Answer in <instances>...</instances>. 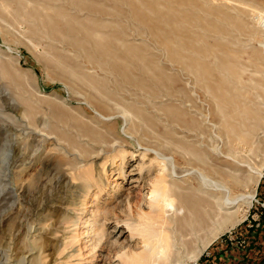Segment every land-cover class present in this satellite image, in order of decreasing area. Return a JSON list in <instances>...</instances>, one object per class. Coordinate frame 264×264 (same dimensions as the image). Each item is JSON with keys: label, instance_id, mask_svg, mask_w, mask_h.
Segmentation results:
<instances>
[{"label": "rangeland", "instance_id": "374dc122", "mask_svg": "<svg viewBox=\"0 0 264 264\" xmlns=\"http://www.w3.org/2000/svg\"><path fill=\"white\" fill-rule=\"evenodd\" d=\"M185 148L262 176L239 223L163 264L259 233L264 257V0H0V264H131L177 226L150 214L162 157L196 198L223 181Z\"/></svg>", "mask_w": 264, "mask_h": 264}, {"label": "bare ground", "instance_id": "6f19581e", "mask_svg": "<svg viewBox=\"0 0 264 264\" xmlns=\"http://www.w3.org/2000/svg\"><path fill=\"white\" fill-rule=\"evenodd\" d=\"M148 150L149 149H147V151ZM180 152L184 156L185 163L197 165L199 169L198 175H200L199 177L202 181H208V177L205 174V170L207 169L211 170L213 174L223 175L221 177L223 181L222 183L215 182V184H213L215 188L213 189L214 193H212V200L205 201L202 198H196L191 192L185 191L186 188L181 186V184L179 185L176 183V187H172L174 183L170 181L174 178H182L184 175L181 177L178 175L175 158L162 157L169 168L167 170L168 172L159 180L158 184L160 189L157 195L155 194L156 196L153 195V198L156 197V201L152 206L150 214L157 213V216L160 217V213H166L168 208L174 209L173 217H175L174 222L177 226L172 232L169 230V232L163 231L158 237V241L154 244L152 243V247H150V240H146L147 243L145 247L149 249L143 250L144 252L135 253L134 256H132L131 264L165 263L166 260L172 257V252L178 245L186 249L193 243L194 237L197 239L205 238L206 240L210 235L214 236L219 231H222L223 228L239 223L240 217L238 212L236 211L235 213V211L231 210L236 206L240 208L249 205L251 200L255 197L248 189L256 177L260 178L262 176L260 171L250 169L252 175H246L242 178L232 172L224 173L218 170L217 167H213L211 164L209 165L208 161L200 154H193L195 149L191 150V148H185L184 151L182 150ZM167 176L168 179L170 177L171 180L168 181ZM183 182L184 184L187 183L184 179L182 183ZM138 207V203H136L135 206H133L134 211H138ZM179 208L185 210L183 216L178 215L177 210ZM202 232L204 234H201ZM131 235L135 237V234L132 233ZM190 236L192 238H190ZM101 242L102 240H100V243ZM114 245L111 246V252H113ZM114 251L116 250L114 249ZM175 251L176 250H174V252Z\"/></svg>", "mask_w": 264, "mask_h": 264}, {"label": "trees", "instance_id": "16d2710c", "mask_svg": "<svg viewBox=\"0 0 264 264\" xmlns=\"http://www.w3.org/2000/svg\"><path fill=\"white\" fill-rule=\"evenodd\" d=\"M262 236L259 234H253L250 238H246L247 241L245 242V246H243V248H237L234 250H225V251H231L232 253L234 252L235 254H240V256L242 257H251V259H253L252 264H262V262L264 261V257L262 256V247H261V241L260 238ZM212 250H214V248H212ZM224 249H222L221 251H223ZM223 251V252H225ZM213 251H210V253H212ZM213 256H217V254L214 252V254L212 253ZM210 257V258H211ZM212 259V258H211ZM205 260H201L199 262V264H201L202 262H204Z\"/></svg>", "mask_w": 264, "mask_h": 264}, {"label": "crops", "instance_id": "0c3cea01", "mask_svg": "<svg viewBox=\"0 0 264 264\" xmlns=\"http://www.w3.org/2000/svg\"><path fill=\"white\" fill-rule=\"evenodd\" d=\"M253 259L247 256L242 257L240 254L232 253L231 251H225L223 253H218L212 259L209 258L202 262L201 264H252Z\"/></svg>", "mask_w": 264, "mask_h": 264}, {"label": "water", "instance_id": "95a60500", "mask_svg": "<svg viewBox=\"0 0 264 264\" xmlns=\"http://www.w3.org/2000/svg\"><path fill=\"white\" fill-rule=\"evenodd\" d=\"M262 264H264V261L262 262Z\"/></svg>", "mask_w": 264, "mask_h": 264}]
</instances>
